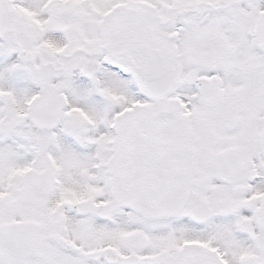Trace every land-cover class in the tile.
Listing matches in <instances>:
<instances>
[{
    "label": "snow or ice",
    "instance_id": "obj_1",
    "mask_svg": "<svg viewBox=\"0 0 264 264\" xmlns=\"http://www.w3.org/2000/svg\"><path fill=\"white\" fill-rule=\"evenodd\" d=\"M0 264H264V0H0Z\"/></svg>",
    "mask_w": 264,
    "mask_h": 264
}]
</instances>
